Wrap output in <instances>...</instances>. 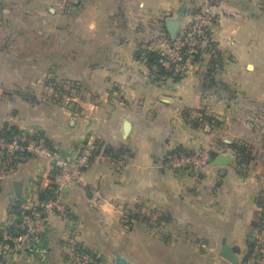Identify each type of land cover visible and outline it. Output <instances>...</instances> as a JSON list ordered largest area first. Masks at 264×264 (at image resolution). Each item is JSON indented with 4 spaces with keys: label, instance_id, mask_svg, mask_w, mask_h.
<instances>
[{
    "label": "crops",
    "instance_id": "obj_1",
    "mask_svg": "<svg viewBox=\"0 0 264 264\" xmlns=\"http://www.w3.org/2000/svg\"><path fill=\"white\" fill-rule=\"evenodd\" d=\"M202 2L22 0V57L0 60V131L36 132L63 156L92 140L97 149L84 182L62 189L75 224L51 217L45 256L9 254L8 264H68L69 233L103 264H230L224 243L241 263L264 202V0H217L187 74H154L149 56L169 48L167 21L184 29ZM49 80L66 84V102ZM195 150L231 161L203 173L165 166L167 153ZM54 176L45 158L19 156L0 183V227L15 182L36 203Z\"/></svg>",
    "mask_w": 264,
    "mask_h": 264
},
{
    "label": "built area",
    "instance_id": "obj_2",
    "mask_svg": "<svg viewBox=\"0 0 264 264\" xmlns=\"http://www.w3.org/2000/svg\"><path fill=\"white\" fill-rule=\"evenodd\" d=\"M216 1L203 0L195 19L179 31L167 50L157 52L159 58L151 67L154 74L175 76L187 74L188 62L213 23L211 9ZM96 149V143L92 140L70 155L63 156L36 132L17 130L9 136H0V183L13 173L16 159L22 155L45 158L55 172L56 181L52 196L43 204L42 209L36 208V203L30 195L17 198L12 203V208L16 207L28 215L25 216L22 226L23 233L12 240L11 256L22 257L39 252L45 256L46 248L38 247L48 237L51 217H60L70 227L75 224L71 209L63 201L62 189L74 182H84V174L91 166ZM164 159L165 166L178 174L189 171L203 173L210 166L208 154L201 150L172 151L167 153ZM90 195L96 203H103L102 197L95 189L90 190ZM260 212V230L254 237L252 253L244 264H264V202ZM122 217L127 219L128 212L124 211ZM13 219L14 216L10 214V220ZM65 249L68 264H103L102 258L80 245L72 233L67 235ZM0 264L8 263L0 261Z\"/></svg>",
    "mask_w": 264,
    "mask_h": 264
},
{
    "label": "rangeland",
    "instance_id": "obj_3",
    "mask_svg": "<svg viewBox=\"0 0 264 264\" xmlns=\"http://www.w3.org/2000/svg\"><path fill=\"white\" fill-rule=\"evenodd\" d=\"M2 11H6L8 16L5 18L0 16V60L3 58L18 60L22 57V43H20L17 27L18 21H22V0H0V13ZM45 85L56 93L60 92L61 96L57 99L66 102V95H64L67 92L66 84L63 82L50 83L49 80Z\"/></svg>",
    "mask_w": 264,
    "mask_h": 264
},
{
    "label": "trees",
    "instance_id": "obj_4",
    "mask_svg": "<svg viewBox=\"0 0 264 264\" xmlns=\"http://www.w3.org/2000/svg\"><path fill=\"white\" fill-rule=\"evenodd\" d=\"M158 58H159V56H158L157 52L151 53L149 56V62L151 64H155L157 62ZM16 131L17 130H15V129L0 131V136H9V135H11V133L16 132ZM96 146H97V144H96ZM53 189H54V186H51L49 189L44 190L38 194V200L36 202V208L37 209H42L43 204L52 196ZM10 214L14 216V219L10 222V224L8 226L0 227V235L2 233H5L8 236V240L5 242L7 252H5V254H3V255H0V261H2L4 263H7V256L6 255L11 254L10 249L13 247V241L12 240L23 233L22 226L24 225L25 216L28 215L27 212L23 213L20 210H18L16 207H13V208L11 207ZM259 222L261 223L260 219H259ZM253 247H254V242L251 243V247H250L248 253L246 254V256L243 257L240 264H244L247 261L248 257L252 253Z\"/></svg>",
    "mask_w": 264,
    "mask_h": 264
},
{
    "label": "water",
    "instance_id": "obj_5",
    "mask_svg": "<svg viewBox=\"0 0 264 264\" xmlns=\"http://www.w3.org/2000/svg\"><path fill=\"white\" fill-rule=\"evenodd\" d=\"M179 21L177 20H168L167 21V28L169 31L170 39L173 41L178 33H179ZM129 124H125V131L128 130ZM231 161V157L224 156V155H218L216 152H211L209 156V164L213 167H222L227 165ZM14 191L15 195L20 198L21 197V183L15 182L14 183ZM220 257L230 264H238V259L236 257V251L227 246L226 243L222 244L221 251H220ZM11 256H9V259ZM115 264H131L126 259L117 256L115 258Z\"/></svg>",
    "mask_w": 264,
    "mask_h": 264
}]
</instances>
